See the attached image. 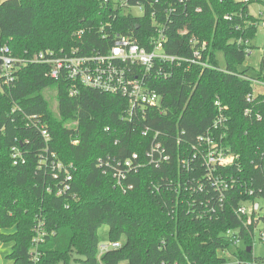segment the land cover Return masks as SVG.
<instances>
[{"label":"trees","instance_id":"obj_1","mask_svg":"<svg viewBox=\"0 0 264 264\" xmlns=\"http://www.w3.org/2000/svg\"><path fill=\"white\" fill-rule=\"evenodd\" d=\"M253 4L264 8V0L0 1V49L9 47L21 60L45 51L107 53L118 36L151 50V40L163 35L168 55L192 60L198 51L209 66L164 65L172 76L148 85L162 96L161 107L129 118L126 98L83 85L72 95L70 81L52 79L48 66L23 65L16 82L0 94V242L12 243L7 259L13 264H227L232 259L253 264L257 258L235 253L225 236L241 229L252 250V238L243 228L247 218L235 211L243 203L264 201V96L247 102L254 86L243 77H252L251 68L240 69L264 20L251 12ZM256 79L264 83V48ZM216 101L228 119L224 143L239 156L222 176L235 186L226 192L217 217L197 219L193 209L201 210L209 195L187 189L197 190L199 183L209 188L199 138L214 125ZM248 109L261 121L246 116ZM154 143L170 156L160 167L147 156ZM15 147L24 164H14ZM135 154L145 167L130 174L127 184L133 189L123 193L106 163L118 164ZM52 155L73 176L62 196L53 191L62 186L65 173L56 171L60 179H55ZM257 222L264 223V212L251 231ZM105 226L109 243L121 247L100 261L99 233Z\"/></svg>","mask_w":264,"mask_h":264},{"label":"built area","instance_id":"obj_2","mask_svg":"<svg viewBox=\"0 0 264 264\" xmlns=\"http://www.w3.org/2000/svg\"><path fill=\"white\" fill-rule=\"evenodd\" d=\"M252 1L253 0H243L246 4ZM136 12L142 14V7H139ZM255 15H259L264 19L263 11ZM226 19L231 18L226 17ZM260 30L264 33V20L259 27V31ZM81 35L82 34H79V37ZM165 41L166 38L160 35L157 39L151 40L153 48L147 50L137 45L131 39L118 36L115 46L107 53L90 52L81 54L78 50L63 53L45 51L35 55L31 60L18 59L12 55L9 47H3L0 49V94L5 87H10L16 82V74L23 65L28 63H39L49 67V75L52 79L60 80L64 78L69 80L72 85V95L77 94L76 86L78 85L114 95H120L128 100L129 109L127 110V116L129 118L135 115L138 116L145 108L161 107L163 101L162 96L159 95L157 91L152 90L148 85L150 82H156L157 80L172 76L171 73L164 72V65L169 64L170 68H172L174 64L197 63L202 65V67H209L206 63L201 61L202 57L198 51L195 52L194 59L192 60L168 55L163 48V43ZM241 42L242 41H240V43ZM205 46L204 44L202 49H204ZM249 53L251 55L252 52ZM139 68L142 70L141 72H139ZM243 78L250 80L254 86L253 94L247 98L248 103H252L259 96H264L263 82L252 77ZM215 105L218 108L219 114L214 121V125L207 135L199 138V145L205 146V152L202 156L206 170L204 173V180L209 184L210 189L202 183H199L197 190L193 191L192 189H187L190 193L195 191H200L202 193L208 192L209 197L207 198L209 199L200 204L201 210L198 211L193 209V215L197 219L212 220L224 209L226 192L234 188L235 181L232 180L228 182L225 180L222 176V172L225 169L233 167L239 161V156L224 143L228 131V119L224 113L225 108L220 101H216ZM245 115L249 117L254 116L250 109L245 111ZM254 117L258 121L262 119L259 114ZM147 134L148 132L144 133L145 136H147ZM42 136L46 141L50 138L45 128L42 129ZM157 137L158 136H155L154 139ZM147 156L150 159V164L156 167H160L163 163L170 161V156L166 153L161 144L154 143ZM12 158L15 165H21L26 162L23 153L17 147L12 150ZM52 158L55 179H60L58 172H64L65 180L61 183L62 186L60 188L58 187L55 191L48 190V192L53 191L57 196H62L66 191L70 190L71 187L68 183L73 181V176L70 175L66 165L54 160V158H56L55 155H52ZM116 164V162H107L106 166L115 180V187L121 192L127 193L129 190L133 189L132 185L127 184L130 174L133 172L138 173L145 167V164L140 162L137 154L133 155L131 159ZM182 164L186 165L187 162L183 161ZM101 165V167H103L102 161ZM70 167L73 166L70 165ZM105 173H107V171ZM206 189L208 190L206 191ZM249 194L253 195L254 192L251 191ZM192 207H196V204L194 203ZM263 212L264 204L262 205L260 200L243 203L235 211L239 218H247L243 228L252 238L253 248L250 252L252 254L256 236L259 238V241L264 244V223L257 222L254 229L252 231L250 230L253 221L258 219L259 215H262ZM241 232V229H230L225 236L230 238L231 247L235 253H239L241 250L248 253L247 249L249 247L245 244L244 238L241 237ZM41 237L42 235H39L35 242H39ZM120 247V242L115 244L109 243V245L100 247V253L105 254L109 250L119 249ZM229 256L230 253H228V257ZM254 258L257 257L254 256ZM257 262H259V264H264V258L253 260V264H257ZM227 264H246V262L239 259H232Z\"/></svg>","mask_w":264,"mask_h":264},{"label":"rangeland","instance_id":"obj_3","mask_svg":"<svg viewBox=\"0 0 264 264\" xmlns=\"http://www.w3.org/2000/svg\"><path fill=\"white\" fill-rule=\"evenodd\" d=\"M0 1L5 2L8 0H0ZM260 11L264 12V8L261 5L253 4L251 6V12L253 14H258ZM252 45H253L254 49L252 50L251 55L246 59L244 66L240 69L242 70V69L250 67L251 68L250 75L254 78H257L258 69L260 67V62L262 59L263 48H264V33L262 30L259 31L258 36H257L256 40L252 43ZM219 59L221 61L222 66L224 67L225 59H224V56L222 54L219 55ZM258 90H259V88H258ZM48 96L51 99L54 108L57 110L58 102H57V99H56L54 92L51 91L48 94ZM260 203L263 205L264 201L261 200ZM4 232L5 233H13L14 230H7ZM108 232H109V228L107 226L103 227L100 230L99 235H100V240H101V246L109 245ZM11 250H12V243H1L0 242V264H13V262L11 260L7 259V255L11 253ZM253 254L257 258H264V244L259 241V238L257 236L255 239ZM102 256H103V254L100 253V255H99L100 261H101ZM75 258L77 260L83 259L81 256H75ZM57 264H63V263L59 262ZM72 264H81V263L73 261ZM101 264H102V262H101Z\"/></svg>","mask_w":264,"mask_h":264},{"label":"water","instance_id":"obj_4","mask_svg":"<svg viewBox=\"0 0 264 264\" xmlns=\"http://www.w3.org/2000/svg\"><path fill=\"white\" fill-rule=\"evenodd\" d=\"M247 251H248V253H250V252H251V249H250V248H248V249H247Z\"/></svg>","mask_w":264,"mask_h":264}]
</instances>
